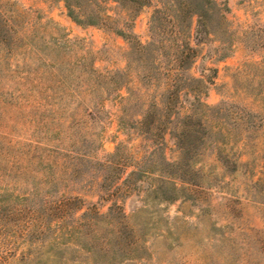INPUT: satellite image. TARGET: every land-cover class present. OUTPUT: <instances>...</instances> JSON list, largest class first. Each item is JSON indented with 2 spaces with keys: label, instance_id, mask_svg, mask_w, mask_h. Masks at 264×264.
<instances>
[{
  "label": "rangeland",
  "instance_id": "374dc122",
  "mask_svg": "<svg viewBox=\"0 0 264 264\" xmlns=\"http://www.w3.org/2000/svg\"><path fill=\"white\" fill-rule=\"evenodd\" d=\"M135 1L0 0V264H264V0Z\"/></svg>",
  "mask_w": 264,
  "mask_h": 264
},
{
  "label": "trees",
  "instance_id": "16d2710c",
  "mask_svg": "<svg viewBox=\"0 0 264 264\" xmlns=\"http://www.w3.org/2000/svg\"><path fill=\"white\" fill-rule=\"evenodd\" d=\"M64 3L67 16L74 21L77 25L80 26H97L100 24L102 19V0H61ZM176 1V0H175ZM132 3H135V0H131ZM178 9H175V19L179 17L188 18L193 16H198L201 27H206L212 20V12L216 13L218 16V21L220 22L223 19V15L220 13L219 6L215 0H188V3H181L177 1ZM189 6V7H188ZM173 25V28L177 29L176 32L179 33L182 30L181 23ZM161 28L162 25L160 24ZM153 43H149L147 46L138 45L137 50L145 55L153 53ZM189 48V46H188ZM191 48H189L190 50ZM148 57V56H147ZM178 59L175 60L177 62ZM145 63H148L146 60ZM194 81V79H192ZM171 98L172 96H168ZM146 117V115L144 116ZM144 123V122H143Z\"/></svg>",
  "mask_w": 264,
  "mask_h": 264
}]
</instances>
